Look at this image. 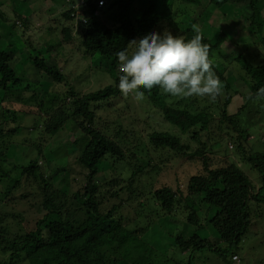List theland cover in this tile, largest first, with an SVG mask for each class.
Instances as JSON below:
<instances>
[{"label":"trees","instance_id":"trees-1","mask_svg":"<svg viewBox=\"0 0 264 264\" xmlns=\"http://www.w3.org/2000/svg\"><path fill=\"white\" fill-rule=\"evenodd\" d=\"M99 1L62 0L60 5L67 9L63 16L70 22L76 19L77 13L89 16L79 32L84 52L87 56L100 54L108 60L115 84L88 94H80L74 87H69L64 98L54 90H45V102L37 100V109L45 112L46 118L38 123L36 119L33 127H25V119L19 117L20 110L16 106L7 109L6 104L14 103V99L16 103H23L18 97L22 92L11 89V84H22L26 71L16 69L15 55L0 51V91L3 92L0 103V119L3 120L0 123V184L8 179L0 195V207L5 203H15L17 199H12L14 193L25 191L24 198L31 195L30 198L38 199L41 212L32 229L26 227L25 231L18 233L12 232L3 218L0 220V264H195L197 255L207 251L216 252L226 260V264H232V257L238 253L234 249L242 243L252 226V206L256 204L259 211L264 204V139L263 150L253 151L250 142L254 140L252 129L255 124L247 127L240 119L252 101L264 102V97L257 95L260 89H264V61L255 64L243 54L235 59L242 71L239 81L250 90L247 102L235 115H229L227 111L230 97L222 107L218 95L214 100L218 102L212 107L208 106L207 97L183 98L185 100L180 102L162 93L158 87L150 92L145 90V96L166 122L184 134H191L192 139L202 141L203 133L217 136L215 130L223 132L224 141L230 144L227 151L235 149L237 157L259 173L260 188L254 185L238 162L227 160L222 165H215L214 159L205 154L206 144L193 151L191 145L169 132L154 131L145 140V147L139 141L128 147L116 140L119 137L130 138L123 137L115 123L103 127L96 123L98 113L113 106L111 100L128 98L118 88L115 54L125 48L131 53L134 49L129 43L152 31L162 34L168 30L174 36L185 35L189 39L195 33L192 25L185 28L178 22L175 12L178 0H106V5L96 15ZM182 1L200 5L203 0ZM208 1L220 9L230 2L247 7L251 14H247L245 24L251 34L259 37L257 44L264 46L263 0ZM68 31L72 34L70 28ZM200 31L210 46L211 57L223 49L228 39L224 33H220L217 41L213 42L204 31ZM64 36L69 38L67 34ZM48 47L53 49L51 45ZM32 60L37 74L59 84L64 82L65 76L57 65H50L43 57L34 56ZM213 68L221 86L231 89L233 85L227 77V69L215 64ZM32 86L28 82L25 89ZM67 98H70L69 103ZM66 129L80 131L87 138L81 146L78 140L73 145L74 160L82 166L85 183L79 187L76 185L71 193L68 184L74 183L75 172L69 164H59L60 159L45 155L41 144L47 134L55 137ZM19 139L29 152L27 164L14 163L10 159L13 142ZM177 160L193 161L201 171L187 181L179 178L176 182H164L160 186L147 184L139 188L145 177L154 173L160 175L168 166L166 163ZM105 163L111 165V175L100 179L98 175ZM173 168L168 167V170ZM144 197L145 201H140ZM151 199L157 206L146 209V202ZM190 201L193 205L200 202L207 207L206 213L213 212L214 216L211 219L205 217L203 222L200 212L189 205ZM135 203L141 207L138 213L137 209L134 210L138 216L142 215L139 218L141 224L153 216L159 220L161 216L162 219L168 215L181 219L186 215L185 222L197 229L189 236L184 233L177 235L174 250L188 253L187 263L176 261L151 246L144 238L142 227L133 225L132 219H128L130 216L119 213V210H127ZM157 207L163 215L157 212ZM12 217L20 224L26 221L24 213ZM207 223L212 224L225 248L217 246L219 242L212 243L200 236L198 231ZM151 226L148 222L146 227L149 229ZM229 256L231 259L227 261Z\"/></svg>","mask_w":264,"mask_h":264},{"label":"rangeland","instance_id":"rangeland-1","mask_svg":"<svg viewBox=\"0 0 264 264\" xmlns=\"http://www.w3.org/2000/svg\"><path fill=\"white\" fill-rule=\"evenodd\" d=\"M61 1L0 0V51L15 55L16 69L18 71H26V78L22 84H11V89L22 92L18 94V97L23 103H16L14 99V103L11 101V103L9 102L6 105L7 109H12L16 106L20 110L19 117L22 120L25 119L23 122L26 125L25 127H33L36 119L38 123L42 118H46L45 112L37 109V100L42 103L45 102L44 92L45 90L48 91L47 89L49 91L54 90L57 92L56 94L60 95V98H64L67 97L66 94L69 87H74L80 94H88L115 84L114 78L109 71L110 63L108 60L100 54L87 56L84 52L79 32L81 31V25L85 24L89 16L80 14L79 18H76L72 22L66 20L63 15L67 9H64L60 5ZM261 7L264 8V0L261 2ZM175 12L177 13V20L182 26L186 28L194 24L197 25L213 42L217 41L220 33H224L228 38L223 45V49L214 53L212 57H214L215 65L227 69V77L233 85L228 90L223 88V85L221 86L219 102L224 107L227 97H230L231 103L227 106V111L229 115L237 114L247 102L250 90L244 82L239 81L242 71L239 64L235 63V59L243 54L255 64L264 61V46L257 44L259 37L254 35V33L251 34L245 24L247 14H251V12L247 11V7L235 2H230L220 9L208 0H203L200 5L187 4L182 0H178ZM27 19L28 22L25 24ZM14 24L15 26H13ZM68 28L72 30V34L69 33ZM64 34H67L69 38L65 37ZM49 45L53 46V49H50ZM34 56L46 58L50 65H57L65 76L64 82L59 84L47 76L37 74L32 60ZM28 82L33 85L31 89H28L29 91L25 89L28 88L26 87ZM127 97L122 100L120 98L111 100L110 104L113 106L107 107L98 113L99 118L96 122L99 124L97 125L98 127L115 123L117 127H114L120 130L123 137L128 136L130 138L127 140L119 137L116 139L118 142L127 144L128 147H133L132 143L139 141L145 147L144 142L148 140L150 133L154 131L169 132L180 137L183 143L191 145L193 151L202 148L206 144L207 149L205 154L214 159L215 165H222L227 160L238 162L241 169L246 172L254 185L260 188L259 173L251 165L245 164L242 159L240 160L236 152H234L235 149L227 151L226 147L230 144L224 141L223 132L215 130L217 136L212 133H203L201 137L202 141L194 140L191 134H184L168 124L161 112L153 108V104L147 96L140 101L135 99L132 93ZM2 98L3 92L0 91V103L2 102ZM174 98L175 100H180V102L185 100L180 97H173L172 99ZM69 99L67 98L66 102L69 103ZM172 99L171 101H173ZM214 102L208 100L207 104L213 107L218 100ZM249 105L240 119L243 120L244 125L246 124L247 127L250 124V126L255 124V127L252 129V138L254 140L250 142V148H253V151H262V140L264 139V102L252 101ZM1 122H3L2 119H0ZM256 123L258 124L256 125ZM260 126L261 128H257ZM133 135L135 136L134 138ZM86 139L82 132L66 129L62 130L55 137L47 134L41 143L45 155H53L58 160L60 159L57 162L59 164H69V168L75 172L73 175L75 178H73L74 183L68 184L70 193L73 191V188H76V185L79 187L85 183L82 166L74 160L73 145L77 140L79 141V145L83 144ZM11 149L12 151H9V154L12 156L10 159L14 160V163L27 164V153L29 152L25 148V145L21 143V139L13 142ZM57 150L59 151L58 153ZM146 151V154H148L147 148ZM158 162L159 160H157ZM44 163L42 162V164ZM166 164L168 166L164 168L160 175L154 173L151 176L145 177V182L143 184L139 183V188L142 189L147 184H150L149 186H160V183L176 182L179 178L182 181H187L190 176L201 171L200 167L193 161L177 160ZM168 167L174 168L173 170H168ZM110 168L111 165L105 163L101 168L98 178H108L111 175ZM1 182L0 195L7 186L8 179ZM32 186L34 187V183ZM23 193L27 192H15L12 199H17L16 202H12L11 204L5 203L3 207H0V220L3 218L4 224L10 227V230L14 233L21 232L22 230L25 231L26 227L32 229L36 220L41 217L38 199L30 198L31 195L28 198H24ZM143 200L145 201V197L140 199V201ZM137 203L130 206L131 208L128 207L127 210L124 208L123 212L119 210V213L125 217L130 216L131 218L128 217V219H132L131 223L133 225L136 224L142 227L144 238L151 246L158 251L165 252L176 261L187 263L189 261L188 253L175 251L174 239L180 233L189 236L197 228L185 222L186 215L182 216L181 219L170 218L169 215L162 219L163 216H161V220H157L158 218L153 216L141 224L139 218L142 215L138 216L134 211L135 209H137V213L140 211L139 208L141 207ZM146 203V209L152 205L157 206L153 199ZM200 204L198 202L193 205L191 201L189 202L191 207L195 206L196 211L200 212L202 221L205 222V217L211 219L214 213H206L207 207ZM256 206V204L252 206V226L242 243L238 248L234 249L238 252V259L235 260L236 262L233 260L232 264H264V204L259 211ZM156 210L159 214L163 215L159 207ZM23 213L26 219L25 222H22L23 224H20L12 217V215H23ZM152 220H154V224ZM148 222L152 224L149 229L146 227ZM198 232L201 237L208 239L212 243L219 242L216 243L217 246L225 248V245L218 240V235L212 224H205V228ZM168 234H171V236H168ZM227 259V261H230V256ZM195 260V264H226V260L218 256L214 251L198 254ZM121 264L129 263L122 262Z\"/></svg>","mask_w":264,"mask_h":264},{"label":"clouds","instance_id":"clouds-1","mask_svg":"<svg viewBox=\"0 0 264 264\" xmlns=\"http://www.w3.org/2000/svg\"><path fill=\"white\" fill-rule=\"evenodd\" d=\"M192 31L195 34L190 39L174 36L168 30L162 34L152 31L129 43L134 49L131 53L127 48L118 51L115 55L120 92L125 96L132 93L140 101L145 90L158 87L171 97H207L214 101L221 91L220 78L213 68L214 57L199 27L192 25ZM257 95L264 97V89Z\"/></svg>","mask_w":264,"mask_h":264},{"label":"built area","instance_id":"built-area-1","mask_svg":"<svg viewBox=\"0 0 264 264\" xmlns=\"http://www.w3.org/2000/svg\"><path fill=\"white\" fill-rule=\"evenodd\" d=\"M106 5V1L105 0H100L99 1V3H98V9L95 11V14L96 15H99L100 14V8H102L103 6H105ZM79 17V13H77V16H76V18H78ZM238 259V256L237 255H235L234 257H233V260L235 261V260H237ZM236 262V261H235Z\"/></svg>","mask_w":264,"mask_h":264}]
</instances>
